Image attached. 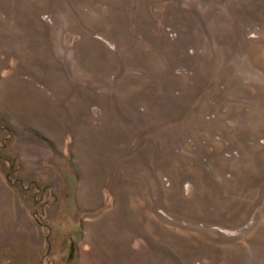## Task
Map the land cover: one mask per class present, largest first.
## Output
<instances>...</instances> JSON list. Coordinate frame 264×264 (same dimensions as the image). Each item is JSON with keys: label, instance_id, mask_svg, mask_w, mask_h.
<instances>
[{"label": "rangeland", "instance_id": "rangeland-1", "mask_svg": "<svg viewBox=\"0 0 264 264\" xmlns=\"http://www.w3.org/2000/svg\"><path fill=\"white\" fill-rule=\"evenodd\" d=\"M0 264H264V0H0Z\"/></svg>", "mask_w": 264, "mask_h": 264}]
</instances>
